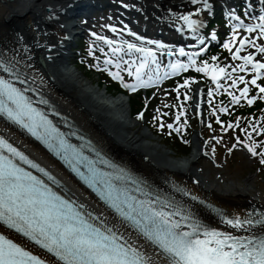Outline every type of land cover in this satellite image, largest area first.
<instances>
[{
	"label": "snow or ice",
	"instance_id": "snow-or-ice-1",
	"mask_svg": "<svg viewBox=\"0 0 264 264\" xmlns=\"http://www.w3.org/2000/svg\"><path fill=\"white\" fill-rule=\"evenodd\" d=\"M190 2L192 5L202 4L203 8H210L207 0ZM201 10V7H196L193 11L178 15L177 19L183 21L197 36L202 45L199 51L204 52L205 38L198 32L203 26V21L193 18L194 14L200 13ZM234 19L236 23L232 25L231 36L223 42V47L231 52L232 60L238 59L242 63L231 66V72L227 70L229 66H221L216 62V56L211 57L212 63L208 60L197 63L195 57L199 52L186 53L180 48L179 55L187 56V62L170 60L161 76V64L156 50L131 42H127L126 52L122 46L110 48L111 53L127 55V61L119 55L113 59L106 54L103 63L106 66L113 65L116 71L111 68L106 70L115 79L120 80L125 88L132 91L138 87L160 83L170 74L175 75L194 68L198 73H203L215 81L217 90L223 87L220 83L222 77L231 79L232 83L228 88H236L237 84L243 82V87L239 88L240 95L228 91V88H224V91L232 98L231 102L234 104L239 103L241 99L252 104L257 97L249 96V84L264 94V84L258 83L260 78L264 77V60L256 58L257 52L264 54V43L258 42L264 37V12L255 17L256 23H246L238 16ZM237 29H243L244 34L241 35ZM180 30L183 31V26ZM92 35L97 36L95 32ZM211 35L213 39L216 38L215 32ZM97 39L109 46L116 43L104 36ZM119 43L123 45L125 42ZM161 47L166 48L164 45ZM246 47H251L254 51L242 55ZM166 50L169 56L173 54L170 48ZM133 52L140 54L138 62L132 55ZM90 54L94 53L90 51ZM122 63L127 65L125 71L129 76L135 77L134 83L124 82L119 71ZM0 69L6 74L0 75V114L26 129L49 150L61 156L73 171L98 193L120 220L134 230L136 238L154 246L156 257H150L143 245L136 243L130 235L119 231L115 225H110L102 215L86 213L83 204L66 199L40 176L23 167L22 164L30 165L49 179H54L45 168L0 136V222L4 225L15 229L53 254L58 264H264V211L244 217L222 215V221L226 225L244 233L234 234L232 231L202 222L190 206L154 194L118 166H113L117 168L116 171H104L96 166L95 160H89L71 144L65 133L36 106L28 95L29 91L34 89L23 86L27 80L21 78L12 61L0 60ZM237 71L252 72L253 75L249 81L245 80L244 75L234 77L232 74ZM193 79L195 78L185 79L181 86L188 85ZM208 95H213V89L208 90ZM184 98L190 97L185 93ZM261 99H264V95ZM41 102L47 103L46 100ZM212 111L215 112L216 109L213 108ZM219 111L226 112L227 108L221 107ZM143 115V112L139 113L140 117ZM176 119L179 120L180 115H177ZM217 119L219 120V117ZM159 127L163 129L164 124L161 123ZM168 127L172 128L173 125L168 124ZM228 127H232V124L229 123ZM241 131H246L247 136L251 137L256 128L253 127L252 131ZM259 131L264 133V127H260ZM236 140L246 146L253 156H259L260 163L264 164V141L260 142L261 150L258 151L256 141L241 140L240 136H237ZM236 146L234 144L232 147ZM231 150L230 148L229 151ZM102 163L106 164L107 161ZM78 164L86 165L87 171H80ZM0 264L50 262L0 233Z\"/></svg>",
	"mask_w": 264,
	"mask_h": 264
},
{
	"label": "bare ground",
	"instance_id": "bare-ground-1",
	"mask_svg": "<svg viewBox=\"0 0 264 264\" xmlns=\"http://www.w3.org/2000/svg\"><path fill=\"white\" fill-rule=\"evenodd\" d=\"M89 1L91 5L84 7L86 13L97 5L95 0ZM115 1L126 2L123 11L132 18L141 20L145 25L157 27L158 32L164 34L173 32L174 35H181L177 32L178 28L185 26L183 21L177 19L178 15L201 7V12L194 14L193 18L203 21L202 16L214 6L213 0H207L210 8H203L202 4L192 5L190 0ZM68 2L69 0H0V59L12 61L20 76L27 80L26 87L42 94L57 112L64 115L89 140L111 154L126 168L175 201L190 206L202 222L225 231H232L234 234H244L241 230L226 225L203 208L202 204L188 196L204 200L219 208L221 215L244 217L250 215L253 209L264 207V191L257 192L246 185L229 183L222 173L218 177H212L211 172L217 170L219 173L220 166L211 155L206 154L198 142H194L193 150L186 159L176 163L165 159L167 153L157 148L156 143L144 142L145 138H149V134L140 132L137 123L130 120L126 100L119 98L111 101L101 97L95 99L86 90L84 79L60 67L69 60L66 53L70 43L67 36L69 32L64 25V22L71 20L66 16L70 5ZM46 7L50 10L47 14L43 12ZM79 10L81 9H76ZM112 25L116 28L120 23L113 20ZM123 25L129 26V30L135 32L131 25L127 23ZM89 28L95 32H106L101 27ZM92 39L99 40L97 36ZM168 46L177 48L174 44ZM37 53L39 63L35 60ZM0 133L25 151L40 156L32 146L1 124ZM42 158L40 159L43 160ZM63 182L68 190L84 199L72 184L64 180ZM246 182L254 184L256 178L248 176ZM95 212L102 215L109 224L118 227L119 231L130 235L106 214ZM144 250L155 259L154 253L145 248Z\"/></svg>",
	"mask_w": 264,
	"mask_h": 264
},
{
	"label": "rangeland",
	"instance_id": "rangeland-1",
	"mask_svg": "<svg viewBox=\"0 0 264 264\" xmlns=\"http://www.w3.org/2000/svg\"><path fill=\"white\" fill-rule=\"evenodd\" d=\"M98 22H100L102 25H105L104 18H99ZM109 25V24H108ZM77 50L76 48H70L69 53L71 55H75V51ZM228 53V52H227ZM69 62L62 63L60 67H64V69L70 71L72 74H76L80 76L82 79H84L85 83L84 86L87 91H89V94L94 96L93 98L97 99L98 97L105 98V99H110L111 101L115 99H124L128 102V114L130 113L132 109L133 113V108H132V103L130 100L118 96V95H112L110 96L105 90L99 88L96 85L97 79L91 75L88 74H82L79 71H77L75 68H73L71 65H69ZM221 66H229L230 65V59L226 58L222 63H220ZM142 98V97H141ZM141 104L143 105V108L145 109V106L150 108V105H148V100L143 99L141 100ZM131 113V114H132ZM148 113L144 114L147 115ZM130 115V114H129ZM128 115V117H129ZM132 118V119H131ZM138 118V117H137ZM133 118L130 117V120L132 122H138L139 125H141L140 131L145 132L151 135L149 131H147L146 125H143L139 119L140 118ZM195 121L197 123L194 124L193 122V128L191 130V135H190V151L184 155L180 156L175 154L172 150H170L168 147H165L163 143L159 139H149L145 138L143 141L149 142L152 141L156 143V147L160 148L164 152L167 153V156L165 159H168L171 162H178L181 160L186 159L192 150V143L194 142H199L200 145L204 146L203 144V139H202V129L204 126H207L208 121L207 118L204 116V114L201 112L200 107L197 108V112L195 113ZM141 120L145 121V118L143 117ZM168 124H172L171 122H168ZM167 124V126H168ZM111 134V132H110ZM112 135V134H111ZM200 138V139H197ZM153 138V137H152ZM205 142H208L206 148L204 149L207 154H211L215 159L216 163L220 166L218 169L219 173H217V170H213L211 172L212 177H218L219 174H223L225 177V180L229 183H237L238 185H246L250 187L251 189H256L259 190V192L263 191L264 188V167L259 166V158L257 156H253L248 150L247 147L244 145L239 144V142L234 143L237 146L233 148L232 146L234 145L231 136L229 135L228 132L225 131H217L215 135H210L209 137L207 136ZM232 149L229 151V149ZM214 149V151H213ZM248 176H253L256 178V182L254 185L252 184H247L246 179Z\"/></svg>",
	"mask_w": 264,
	"mask_h": 264
}]
</instances>
